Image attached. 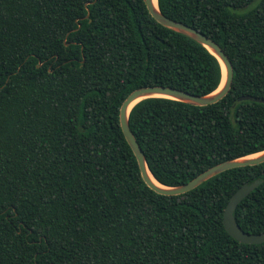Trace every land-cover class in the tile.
Masks as SVG:
<instances>
[{"label": "trees", "instance_id": "16d2710c", "mask_svg": "<svg viewBox=\"0 0 264 264\" xmlns=\"http://www.w3.org/2000/svg\"><path fill=\"white\" fill-rule=\"evenodd\" d=\"M214 40L233 75L217 102L148 97L128 122L163 185L264 150V0H157ZM219 60L163 26L144 0H0V264H264V242L223 225L229 197L261 183L233 215L264 233V161L177 195L140 174L119 107L140 86L196 95L217 88Z\"/></svg>", "mask_w": 264, "mask_h": 264}, {"label": "water", "instance_id": "95a60500", "mask_svg": "<svg viewBox=\"0 0 264 264\" xmlns=\"http://www.w3.org/2000/svg\"><path fill=\"white\" fill-rule=\"evenodd\" d=\"M144 3L146 5L148 12L156 21H158L160 24H162L165 27H168L184 35H187L188 37L194 39L195 41L203 45L205 48L208 49L209 52H211L219 60L221 64V72H222V65L225 68L224 81L222 86L219 88V85L221 83L220 81L219 85L215 89L216 91L213 90L212 92L204 95H196L193 93H189L187 91H183L181 89L164 86V85H146L131 90L124 98V100L122 101L119 107V124L126 141L128 142L129 146L133 151V154L138 164L140 174L146 185L159 194L177 195L193 189L203 181L209 179L210 177L224 170L233 167L254 165L263 162L264 150L257 152L259 154L253 157H248L249 155H247V156H242V157L219 162L203 170L189 181L173 186H167L161 184L150 173L146 165L144 153L129 127L128 115L133 105L136 104L138 101L148 97L170 98L194 105H207V104L215 103L229 91L232 83L233 69H232L231 61L229 60L227 54L214 40L209 38L204 33L200 32L199 30L185 23H182L180 21L165 16L159 10L158 5H156V7L154 6L153 0H144ZM222 76H223V72H222ZM243 99H250L264 103V99L252 97L250 95H243L239 97V100H243ZM260 183H261L260 179H255L251 183L244 182L243 184H241L229 197L223 211V225L226 231L234 239L242 243L256 244V243L264 242V233H249L247 231H244L239 226L233 215V212L236 206L238 205V203Z\"/></svg>", "mask_w": 264, "mask_h": 264}, {"label": "bare ground", "instance_id": "6f19581e", "mask_svg": "<svg viewBox=\"0 0 264 264\" xmlns=\"http://www.w3.org/2000/svg\"><path fill=\"white\" fill-rule=\"evenodd\" d=\"M153 4H154V6L156 7V5H157V0H153ZM222 72H223V76H222V80H221V83H220V85H219V88L222 86V84H223V81H224V74H225V68H224V66L222 65ZM216 91V90H215ZM259 153H256V154H252V155H249L248 157H253V156H256V155H258ZM151 179H152V177H151ZM154 180V179H153Z\"/></svg>", "mask_w": 264, "mask_h": 264}]
</instances>
